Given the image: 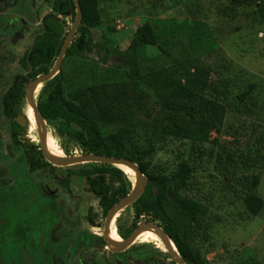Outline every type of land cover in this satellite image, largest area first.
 I'll list each match as a JSON object with an SVG mask.
<instances>
[{"label":"rangeland","instance_id":"1","mask_svg":"<svg viewBox=\"0 0 264 264\" xmlns=\"http://www.w3.org/2000/svg\"><path fill=\"white\" fill-rule=\"evenodd\" d=\"M53 1L18 0L12 7H5L0 1V264H114L115 260L117 264H136V259H143L154 250L163 257L166 251L160 240L147 233L133 242L134 247L127 252L117 248L105 254H92L95 243L90 232L98 233L101 227L99 220L94 225L85 220L88 211L95 213L96 199L80 174L92 166L44 167L30 172L23 149L11 141L10 118L2 111L1 98L15 75L27 73L20 59L30 51L34 37L43 32L47 17L61 22L66 31L74 19L71 14H55ZM240 1L241 4L232 0H101L102 25L92 29L94 42L122 51L136 27L149 22L158 45L140 50L142 71L171 66L184 57H200L209 59L218 72L217 86L225 90V102L230 107L215 120L208 141L198 144L201 155L191 149L190 142L163 134L139 132L132 140L138 150H154V171L170 174L182 159L194 162L191 186L182 193L206 206L188 240L200 248L207 264H250V256L264 264V208L251 216L242 204L246 192L242 177L247 173H259L255 192L264 199V146L246 161L256 162L249 169L240 168L243 158L236 157L253 140L252 134L264 126V23L256 26L248 15L247 7L256 0ZM86 57L95 60L96 54L86 53ZM111 64L101 65L103 78H111L113 70L106 69ZM69 67L70 85L84 86L94 75V67H87L83 75L74 70L73 63ZM249 83L256 84V88L248 100L241 102L237 95ZM41 87L42 84L34 92L35 100ZM148 104L151 112L155 111L152 102ZM28 107L25 100L20 111L28 112L33 120ZM27 122L26 135L30 140H38L36 121L31 124L27 118ZM99 127L104 135L117 128L103 124ZM48 136L53 157L81 155L72 143ZM65 150L71 154L67 155ZM231 155L233 159L227 160ZM124 168V179L131 191L136 174ZM232 168L234 175L226 177L224 173ZM68 173L67 188L59 180ZM110 175L114 177V173ZM131 219L130 209L123 208L114 215L110 233L116 242L126 239L119 231L128 227ZM132 252L131 258L125 256ZM114 255L118 257L114 259ZM169 264L173 262L170 260Z\"/></svg>","mask_w":264,"mask_h":264},{"label":"trees","instance_id":"2","mask_svg":"<svg viewBox=\"0 0 264 264\" xmlns=\"http://www.w3.org/2000/svg\"><path fill=\"white\" fill-rule=\"evenodd\" d=\"M3 1H7L6 6L12 7L18 0ZM78 1L81 19L63 55L60 69L42 84L41 93L35 100L47 134L55 140L72 143L79 149V154L125 158L139 168L146 184L142 194L125 207L130 209L132 219L128 227L119 231L121 237L128 238L140 224L152 223L168 236L185 264H207L200 248L188 240L206 206L182 193L191 186L194 162L189 158L182 159L177 162L175 172L170 174L154 171L151 162L154 150H138L132 140L139 132L163 134L190 142L191 149L201 155L198 144L208 141L215 120L227 113L230 107L225 102V90L217 86L218 72L209 59L200 57H184L175 60L171 66L142 71L140 50L145 46L158 45L152 24L144 22L138 25L124 50H110L92 39V29L102 25L101 0ZM232 1L241 4L240 0ZM52 9L55 14H71L72 18L76 12L73 0H54ZM247 11L256 26L264 23V0H256L247 7ZM67 33L61 22L47 17L43 32L34 37L30 51L20 59V65L27 70L26 75H15L1 98L2 111L10 118L11 141L23 149L30 172L56 166L45 160L39 140H30L26 135L27 119L21 125L16 117L27 115L31 124L35 123L28 112L22 114L20 111L21 104L25 103V86L54 66ZM86 53H95V60H89ZM108 62L112 63L111 68L106 69H112L113 73L111 78H103L105 74L101 65ZM70 63L80 75L87 67H94V75L86 85H70L72 73L67 74ZM255 88L256 84H247L237 98L241 102L248 100ZM148 102L156 107L155 111L151 112ZM28 110L32 111L29 107ZM101 124L117 128L104 135L99 127ZM252 135L253 140L241 155L236 156L243 158V167L236 163L237 167L249 169L256 164L251 161L246 164V161L252 153L263 148L264 126ZM65 152L71 154L69 150ZM232 159V155L227 158ZM217 162H220L219 159ZM77 165L92 166L91 169L81 170L80 174L103 216L129 193L131 187L125 182L124 167L102 162ZM228 171L224 175L231 178L235 168ZM113 173L112 178L110 174ZM242 178L245 179L243 186L246 185L242 204L249 215L256 216L264 208V199L255 192L260 181L259 173H247ZM69 179L68 173L59 182L68 188ZM249 260L250 264H261L254 256H250Z\"/></svg>","mask_w":264,"mask_h":264},{"label":"water","instance_id":"3","mask_svg":"<svg viewBox=\"0 0 264 264\" xmlns=\"http://www.w3.org/2000/svg\"><path fill=\"white\" fill-rule=\"evenodd\" d=\"M74 6L76 9L75 16L72 22V25L66 34L64 41L62 43V46L60 48L59 54L56 58V62L54 66L44 75L38 76L35 79L31 80L25 87V100L28 103L29 107L33 111V115L35 118V121L37 123L38 127V140L40 144V150L42 151V154L45 158V160L50 163L53 166H71V165H77V164H83L88 162H99V163H106L110 165H115L117 167H126L128 169H131L136 174V183L135 186L132 188V190L119 202H117L115 205H113L105 217V240L109 245L113 244L117 246L119 249H125L127 248L135 239V237L139 234V232L143 230H149L153 234L157 236V238L162 242L164 247L166 248L169 255L172 257L173 261L176 264H185L179 255L177 254V251L171 241L169 240L168 236L156 225L151 223H145L140 225L134 232L131 233V235L126 238L125 240H122L121 242L113 241L109 237V224L111 223L114 215L117 213V211L122 210L125 208L128 204H130L132 201H134L136 198H138L145 187L146 180L143 177L141 171L136 166V164L128 159L125 158H111L106 156H101L97 154H81V155H75V156H66L61 158H56L53 156H50L47 152L46 148V140H47V129L45 122L43 120V117L41 113L39 112L35 98H34V92L37 88V86L43 84L44 82L50 80L60 69V63L63 58V55L70 45L72 38L75 34L76 28L80 22L81 19V11L79 7V1L73 0ZM27 117L25 116H18L16 117V120L21 124L24 125Z\"/></svg>","mask_w":264,"mask_h":264},{"label":"flooded vegetation","instance_id":"4","mask_svg":"<svg viewBox=\"0 0 264 264\" xmlns=\"http://www.w3.org/2000/svg\"><path fill=\"white\" fill-rule=\"evenodd\" d=\"M0 1H2V4L5 6V7H9V6H6L5 4H6V2L7 1H3V0H0ZM11 7V6H10ZM20 29V28H19ZM8 89V88H7ZM91 193V192H90ZM94 197V196H93ZM97 207V206H96ZM105 217L106 216H103L102 215V212H100L97 208H96V211H95V213H91V212H89L88 211V213H86L85 214V220H86V222L88 221L89 223H91V225H94L95 224V221H97V220H99L100 221V223H99V226L101 227L100 229H99V232L98 233H94V232H90L91 233V239L93 240V242L95 243V246L91 249V253L92 254H96V253H98V252H103L104 254L106 253V252H110L111 251V249L109 250H107V248H108V244H107V242H106V240H105V234H104V231H105ZM75 222L77 223V224H79V219L78 218H75ZM143 224H145V223H143ZM152 224V223H151ZM140 225H142V224H140ZM89 230H91V229H89ZM111 230V223L109 224V231ZM108 231V232H109ZM88 236V235H87ZM124 238V237H123ZM55 239V238H54ZM151 240H153V239H151ZM136 242V241H135ZM161 242V241H160ZM133 244V242L127 247V248H125V249H123L122 250V252H127V251H129L130 249H131V247H134V246H131ZM160 244H162V242L160 243ZM163 245V244H162ZM163 247H164V245H163ZM164 250L166 251V254H164V256L163 257H161L160 255H158L157 254V251L156 250H154V251H151V252H148L147 254H145L146 256L142 259V258H140V259H136L134 262L136 263V264H139V260L141 261L142 260V262L140 263V264H169V261L171 260V262H173V264H176L174 261H173V259H172V257L169 255V253L167 252V250H166V248L164 247ZM122 252H120V253H122ZM112 254H115V252H111ZM132 255H134V252H132V253H129V254H126L125 256H128V258H131L132 257ZM141 256V255H140ZM116 257H118V255L116 256V255H114V259L116 258ZM165 258V259H164ZM144 259H146V260H144ZM118 263V261L117 260H115V262H114V264H117Z\"/></svg>","mask_w":264,"mask_h":264},{"label":"bare ground","instance_id":"5","mask_svg":"<svg viewBox=\"0 0 264 264\" xmlns=\"http://www.w3.org/2000/svg\"><path fill=\"white\" fill-rule=\"evenodd\" d=\"M30 108V107H29ZM31 109V108H30ZM32 110V109H31ZM33 112V111H32ZM34 122H35V119H34ZM48 140H49V136L47 137V140H46V148H47V152H48V154L50 155V156H52L50 153H49V146H48ZM131 170V169H130ZM133 173H134V171H132ZM146 231V232H145ZM145 233H147V234H150V235H155V234H153L151 231H149V230H143V231H141V232H139V234L135 237V239H134V241L133 242H135L138 238H140V236L141 235H143V234H145ZM156 236V235H155ZM109 237L113 240V241H116V237L115 236H111V233H110V231H109ZM155 239H157V236L155 237ZM108 248L109 249H111V250H117V248L118 247H115V246H113L112 244L111 245H109L108 246Z\"/></svg>","mask_w":264,"mask_h":264}]
</instances>
